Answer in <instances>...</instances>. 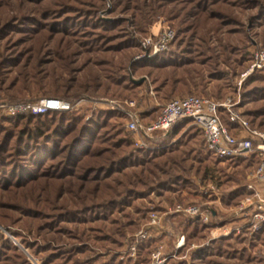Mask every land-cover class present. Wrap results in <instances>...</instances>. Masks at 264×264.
Instances as JSON below:
<instances>
[{
    "label": "rangeland",
    "instance_id": "1",
    "mask_svg": "<svg viewBox=\"0 0 264 264\" xmlns=\"http://www.w3.org/2000/svg\"><path fill=\"white\" fill-rule=\"evenodd\" d=\"M158 27H169L176 35L165 51L191 54L204 70L220 68L219 61L228 63L230 77L221 99L200 96L218 101L231 98L239 111L248 113L264 131V66L238 85L253 52L264 49V0H0V99L37 101L51 97L42 95L39 89L46 87L45 93L61 96L53 98L72 105L62 117L54 113L31 120L12 119L0 110V264H148L150 248L141 244L133 257L128 242L148 223L151 211L161 216L160 226L155 228L161 235L157 242L170 246L164 250L162 264H195V250L219 239L228 240L219 246L211 264L217 259L216 264H264V243L251 242L254 233L250 234L241 222L228 220L229 214L221 209L238 206L241 199L233 205H214L210 186L217 194L222 189L199 178L204 152L191 122L180 124L181 129L170 140L169 149L176 150V156L185 162L175 165L176 158L163 162L165 158H154L156 153L143 155L148 160V172L137 177L139 184L133 191L140 198L135 203L140 205L127 209L128 217L115 213L100 219L93 216V211H73L71 204L66 205L67 183L48 178L61 171L66 155L74 149L69 134L73 126H68V119L73 122L76 117L77 125L95 119L106 124L93 131L94 135L104 131L106 139H115L98 146H110L105 150V160L121 150L112 141L120 145L122 139H130L134 143V136L125 128L127 116L115 102L134 99L141 117L142 110L165 103L155 94L158 81L154 78L159 71L154 65L159 62L144 67L136 61L156 56L147 55L148 49L141 42ZM130 79L145 82L134 96L124 92V86L130 87ZM39 151H48L49 156L44 158ZM221 165L217 174L229 176V187L244 186L250 172L245 177L239 175L244 161ZM109 173L105 170L96 174L105 181ZM89 175L95 177V172ZM112 179L107 182L109 186L115 184ZM138 179L132 178L135 182ZM165 186L183 192L179 197L174 193L173 200L162 203ZM188 202H211L219 217L204 224L170 212L175 204ZM133 211L143 218L132 217ZM196 220L206 229L201 238L191 239L197 234L192 223ZM164 226L165 231H171L169 237ZM215 230L221 234L212 237ZM182 234L184 244L176 246Z\"/></svg>",
    "mask_w": 264,
    "mask_h": 264
},
{
    "label": "trees",
    "instance_id": "2",
    "mask_svg": "<svg viewBox=\"0 0 264 264\" xmlns=\"http://www.w3.org/2000/svg\"><path fill=\"white\" fill-rule=\"evenodd\" d=\"M176 39V35L174 37L173 42ZM173 45V43H172ZM140 50L142 51L141 46ZM172 49V47H171ZM160 57V60H157V57ZM155 57L151 58H139L138 62L142 63L144 67H149V65H154L159 62L156 66L159 71V76L155 77V82L158 84L155 85V94H157L160 100H164L165 102L172 98V96L190 94L191 92H196L199 95H205L208 97H215L221 99L222 91L225 90L228 85V80L230 77V70H228V63L224 60L219 61L220 68H213L212 70H204L201 67V62H198L193 55L187 54L177 55L174 51H162L157 53ZM135 61V63H136ZM137 62V63H138ZM198 62V63H197ZM130 87L124 86L126 88L124 92L129 95L134 96L137 92L136 90L140 88L145 82L137 83L134 80L130 79ZM42 95H47L51 97H61L50 93H45L46 87H41ZM40 98V97H39ZM62 98V97H61ZM38 99V98H37ZM36 99V100H37ZM24 99L18 100H8L7 102L15 103L19 101H23ZM160 110V107H152L151 110H148L146 115H143V120L150 121L156 118ZM68 111L66 110H48L43 113L33 114L31 112L18 114L11 116L12 119H20L27 118V120L31 119H39L45 116H51L54 113H58L59 116L66 115ZM242 115L246 117L251 125L255 127H259L255 122L250 118L248 113L242 112ZM118 116V115H117ZM121 118L122 116H118ZM222 121L229 127L228 119L224 114H221ZM73 120V119H72ZM104 120V119H103ZM68 126H73L69 130V134H71V145L70 147L74 148L73 150L68 152L66 155L65 165L62 167L61 171H56L53 175H49L48 177L51 180H56V182L63 181L66 186V191L68 195L66 196V205L71 204L73 207V211L75 209L80 213H84V211L92 212L93 216L96 218L100 217V219H108L109 216H113L115 213L122 214L124 217H128L130 212L127 209L135 208L140 204L135 203L140 198L133 191V186L139 184V180L137 177L140 174H144L148 172L147 159L143 155L146 154H157L154 155V158H165L163 162H167L168 159L172 161L173 158H176V162H173L175 165H178L177 162H185V159L179 158L176 156L177 151L174 149H169L170 140L172 137L176 136L177 132L181 129L182 123H190L189 119H182L178 121L177 125L173 128V131L168 133L164 138L157 140L152 143V146L146 148H139L134 145L132 141L128 139H122L124 142L118 145L119 142H114L113 146L120 148L118 154L113 153L112 158L104 160L105 150L110 148L109 145L105 147H98L99 144L110 143L109 140L115 139H106V135H102L94 132L96 128L98 129L105 128L106 124L102 125V123L95 119L93 122L89 123H80L77 125L79 121L75 117L73 122L68 119ZM197 130L201 141V148L204 152L201 160L203 161L201 168L198 171V176L201 180L205 182H213L222 189V199L225 205H233L237 203L240 199L250 194L242 184L237 185L236 187H229L230 180L228 179V175H218L217 171L221 168V164L224 162L236 163L238 164L240 161H244V165L241 169V174L243 177L246 176L247 172L254 169L257 165V158L255 155L248 156L247 158L236 157L232 159H218L210 154L207 150L204 138L202 136L201 131L194 125ZM105 140V141H104ZM108 140V141H107ZM150 148V149H147ZM44 150V148H43ZM44 153V158H47L49 154L48 151H39ZM138 156L142 158L138 159ZM173 156V157H171ZM62 157V158H64ZM61 158V160H62ZM179 158V159H178ZM146 160V161H145ZM200 160V161H201ZM215 161V162H214ZM40 162V157L38 156L36 159V165ZM64 164V163H63ZM74 166L73 170L69 169V167ZM217 169V171H216ZM110 171L109 177H105L104 179H99L97 176L98 171ZM198 170V169H197ZM95 172V177H91L89 173ZM114 174V175H113ZM113 175V176H112ZM113 177V184L110 187L107 183L110 178ZM75 180V182H68L69 179ZM132 178L138 179L136 182L132 180ZM232 180V179H231ZM55 182V183H56ZM107 184V185H105ZM113 186L120 187L119 190L113 189ZM65 188V187H64ZM104 188H107L109 191H105ZM177 187L173 189H169V186L163 187V192L165 195L160 198L162 203L170 202L174 199V193H177V197H179V192L176 191ZM165 189V191H164ZM169 189V190H167ZM111 191L112 197L109 192ZM132 199V200H131ZM131 200V201H130ZM65 204V203H64ZM62 205V204H61ZM71 208V207H70ZM139 208H141L139 206ZM135 211V210H134ZM133 211V212H134ZM139 213H131L132 217L136 216L139 220L142 219V215H138ZM145 214V211H144ZM193 228L196 229L197 234L195 236L192 235L193 238H201L204 235L205 226L200 224L199 222L192 221ZM189 237V236H188ZM228 239H219L209 243L208 246L203 247L199 250H195L193 253V261L195 264H211L213 261V255L218 253V248L223 243H227ZM251 242H262L264 243V226L261 230L257 231L251 236ZM218 260V259H217ZM216 260V261H217ZM216 261L214 264H216ZM169 261L167 264H171ZM173 264H180V262H175ZM218 264H224L223 262H219Z\"/></svg>",
    "mask_w": 264,
    "mask_h": 264
},
{
    "label": "built area",
    "instance_id": "3",
    "mask_svg": "<svg viewBox=\"0 0 264 264\" xmlns=\"http://www.w3.org/2000/svg\"><path fill=\"white\" fill-rule=\"evenodd\" d=\"M173 38L174 31L169 27H158L141 43L148 49L146 54L150 56L168 50ZM263 66L264 49H257L252 54L248 69L241 74L238 85L251 72ZM114 104L127 116L125 128L134 136V144L137 147H147L149 141L170 131L178 121L189 119L201 131L206 148L214 157L228 160L255 155L257 165L247 174L244 184L250 194L240 200L237 212L245 216L246 221L242 224L250 234L257 232L264 225V131L251 125L239 111L236 101L231 98L218 101L194 94L176 97L160 105L158 115L150 121L143 120L134 99H125ZM71 106L70 102L53 97L15 103L0 99V110L11 116L27 112L38 114L48 110H68ZM221 114L228 119L229 127L222 121ZM210 189L217 195L214 186L211 185ZM170 212L182 213L204 224H211L217 216L211 202L177 203ZM160 223L161 216L151 211L148 214V223L136 231L128 242V252L131 256H136L141 244L156 236L158 232L155 228L160 226ZM211 233L212 237L221 234L218 230ZM222 233L227 234L226 231ZM175 244H184L183 234L177 237ZM148 259V264H162L165 259L163 245L155 243L150 249Z\"/></svg>",
    "mask_w": 264,
    "mask_h": 264
},
{
    "label": "crops",
    "instance_id": "4",
    "mask_svg": "<svg viewBox=\"0 0 264 264\" xmlns=\"http://www.w3.org/2000/svg\"><path fill=\"white\" fill-rule=\"evenodd\" d=\"M142 112H143V114L144 115H146L147 114V112H148V110H142ZM210 184V183H209ZM208 184V185H209ZM216 186V185H215ZM217 187V186H216ZM220 190V189H219ZM222 194L223 193H221L220 191H218V194L217 195H213V198L211 199L212 200V203L215 205V203H217V204H224L223 203V199L221 198V196H222ZM220 195V197H215V196H219ZM215 198V199H214ZM210 200V201H211ZM216 207V206H215ZM221 209L222 210H225L224 212H226L227 214H229L228 216H227V219L228 220H231V221H233V220H237L238 222H241V223H243V222H245L246 221V219H245V216L243 215V214H239L238 212H237V209H238V206L237 205H233L232 207H229L228 209L227 208H222L221 207ZM162 229L165 231L166 230V226H164V228L162 227ZM259 230H261V228L259 229ZM258 230V231H259ZM165 232H167L168 233V237H169V235H170V230H167V231H165ZM161 234V233H160ZM159 237H161V235H158V233L156 234V236H155V238H153L150 242H148V243H144L141 247L142 248H145V247H149L150 249L152 248V246L155 244V243H158L157 242V240L159 239ZM163 241L165 240L164 239V237H163V239H162ZM161 242V241H160ZM174 243V242H173ZM173 243H171V245H173ZM169 247L170 246H168V244H164L163 245V249L164 250H166V249H169ZM172 247V246H171ZM146 249V248H145Z\"/></svg>",
    "mask_w": 264,
    "mask_h": 264
},
{
    "label": "water",
    "instance_id": "5",
    "mask_svg": "<svg viewBox=\"0 0 264 264\" xmlns=\"http://www.w3.org/2000/svg\"><path fill=\"white\" fill-rule=\"evenodd\" d=\"M142 79L138 80L137 82H141Z\"/></svg>",
    "mask_w": 264,
    "mask_h": 264
}]
</instances>
